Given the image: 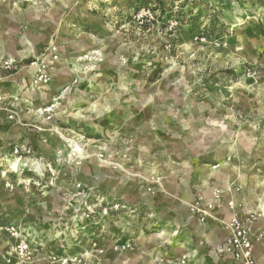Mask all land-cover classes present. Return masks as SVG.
Here are the masks:
<instances>
[{"label": "rangeland", "instance_id": "obj_1", "mask_svg": "<svg viewBox=\"0 0 264 264\" xmlns=\"http://www.w3.org/2000/svg\"><path fill=\"white\" fill-rule=\"evenodd\" d=\"M153 2L0 0V43L5 52L11 48L2 60L42 56L54 68L56 53L66 70L47 89L55 96H36L30 84L32 115H21L30 126L6 121L9 129L27 130L12 140L22 145L23 161L9 156L0 134V264L17 261L18 240L30 248L28 264H95L96 253L83 256L93 240L108 246L101 237L152 238L143 201L157 198L146 191L143 178L151 177L125 160L131 146L143 155L154 144L166 146L181 162L197 158L202 169L238 176L234 212L264 215V0H199L181 28L174 19L155 22ZM177 4L175 12L186 11ZM213 10L225 35L207 39L201 31ZM228 68L236 77L221 72ZM208 75L222 79L207 84ZM47 106L49 113H39ZM71 141L81 145L80 158L68 156ZM125 193L142 201L134 205L138 198L127 201ZM105 206L112 208L100 216ZM88 207L94 213L86 217ZM254 231L264 241L263 226ZM134 249L104 259L133 264Z\"/></svg>", "mask_w": 264, "mask_h": 264}, {"label": "crops", "instance_id": "obj_2", "mask_svg": "<svg viewBox=\"0 0 264 264\" xmlns=\"http://www.w3.org/2000/svg\"><path fill=\"white\" fill-rule=\"evenodd\" d=\"M10 49L5 52L4 46L0 43V54L8 53ZM1 82L5 83V87L1 85ZM1 82V94L16 95L20 98L19 106L23 118L26 119V115H32L26 102V98L30 96L28 93L30 68H26L25 72L16 77H4ZM32 91L36 96L39 95V92L42 93L40 88H33ZM17 132L23 137L27 135V130L24 127L17 126L9 129L4 115L0 113V134L6 137V145H9L10 149L15 145L22 146L12 142ZM166 148L168 147L162 148L154 144L148 147L147 154L143 155L137 147L131 146L128 147L129 150H126V156H124L128 164L137 168L136 171L140 170L138 168L141 166L146 175L152 178L158 177L160 180V185L155 186L152 195L157 198V201L154 203L148 202L147 199L146 202L143 201L146 205L144 212L153 219V221L150 220V225L154 228L153 236H151L152 238H143L138 235L133 238L132 244L136 246L134 250L137 251L133 252L132 263L180 264L179 262L183 260V264H236L227 253L221 250L225 233L218 223L211 219L205 223H200L183 203L192 202L197 196L209 201L212 193L219 190L221 192L220 198L215 202L212 212L217 218L229 220L241 200L240 194L243 184L241 178L236 175L228 178V175L222 173L216 166L202 169L197 158H190V161L181 162L172 157L170 148ZM196 151L198 153V150ZM107 154L106 157H111L110 154ZM112 188L115 189V187ZM120 197H125V200L129 198V201L138 200L133 202L134 205L136 203L139 205L142 201L136 194L130 197L125 193ZM136 198L138 199L136 200ZM231 205L234 206V210L231 209ZM249 212V210L242 208L241 215H247ZM258 226L264 228V215L254 223L253 229ZM104 229L108 230L109 226L102 228L95 237H101ZM92 231L95 230L90 228V234H93ZM105 236L101 239L107 240L108 244L121 240L120 237L109 239ZM124 237L125 234L121 241L127 240ZM144 247H148V250ZM150 247L151 252L149 251ZM253 253L256 264H264L263 240L253 243Z\"/></svg>", "mask_w": 264, "mask_h": 264}, {"label": "built area", "instance_id": "obj_3", "mask_svg": "<svg viewBox=\"0 0 264 264\" xmlns=\"http://www.w3.org/2000/svg\"><path fill=\"white\" fill-rule=\"evenodd\" d=\"M56 59L57 54L54 53L51 61ZM51 64V62H48L42 56L33 57L27 60L7 58L2 60L0 63V74L14 76L18 74L23 67L30 68V84L35 88L38 86L47 85V83L51 80V70L53 68ZM19 102L20 98L16 95L6 96L0 93V113L4 115V118L8 123L19 124L24 127H28L30 125L22 120V111L19 106ZM52 107L53 106H47L46 108H42L39 113H49L52 110ZM69 145L70 154H68V156L70 158H80L82 152L80 151L82 149L81 145H78L72 141L69 143ZM9 156L13 158V160L23 161L21 147L18 145L13 146L9 151ZM11 171H16V169H12ZM143 180L146 182L147 192H153L155 190V186L160 185V180L158 177L143 178ZM6 185L9 186V183H6ZM77 187H79L78 184ZM220 194L221 192L219 190H215L212 193L211 199L209 201L204 200L201 196H197L192 202H184V205L200 223H205L209 219L218 223L220 228L225 233L221 250L227 253L236 264H256V259L253 253V243L258 239V236L253 229V225L257 221L259 215L256 213L241 215L233 211L229 220H223L221 218L215 217L212 210L214 208L215 202L219 200ZM119 206L121 205L117 203L113 204V207L115 208ZM230 207L232 210H234L233 205ZM108 208L110 209L112 206L102 207L98 214L100 216L106 215ZM92 213H94V210H92L91 207H88V213L86 214V217H89ZM6 232H8L9 238L17 240V233L12 227H6ZM261 236L262 235L259 234V237ZM131 247L132 243L130 240L115 241L110 243L108 246L105 245V243H100L97 240H93L91 242L90 251L84 253L83 256L84 259H86V257H91L93 253H96V257L94 258L95 264H117L116 261H106L104 259V255H106L107 252L119 255L131 249ZM12 249L17 257V261L14 264H28L27 260L30 257V248L25 240L16 241ZM78 262L80 263L81 260H78ZM179 263L183 264L184 261L181 260Z\"/></svg>", "mask_w": 264, "mask_h": 264}, {"label": "trees", "instance_id": "obj_4", "mask_svg": "<svg viewBox=\"0 0 264 264\" xmlns=\"http://www.w3.org/2000/svg\"><path fill=\"white\" fill-rule=\"evenodd\" d=\"M174 2H179L177 6L180 8H186V11L175 12L172 8ZM198 3H200L199 0H154L152 6H148V10L153 16L155 22L160 23L163 20L168 21L174 19L178 27L181 28L184 25H189V21L193 18V7L196 6ZM136 9H138V7ZM189 28L191 29L192 25H190ZM202 29V35L207 39H217L225 35V26L224 23L219 20V12L213 10L212 14L207 17V23H204ZM221 72L236 77V74L234 73L233 69L228 68L221 70ZM221 79L222 78H220V76L208 75L204 79V82L207 84L214 85L217 82L219 83Z\"/></svg>", "mask_w": 264, "mask_h": 264}, {"label": "bare ground", "instance_id": "obj_5", "mask_svg": "<svg viewBox=\"0 0 264 264\" xmlns=\"http://www.w3.org/2000/svg\"><path fill=\"white\" fill-rule=\"evenodd\" d=\"M16 50V49H15ZM7 54V53H6ZM5 54V55H6ZM11 54V53H10ZM26 54V53H25ZM4 55V54H3ZM3 55L2 54H0V60L2 59V57H3ZM7 56H9L8 54H7ZM17 56V55H16ZM18 57V56H17ZM57 58H58V55H57ZM57 60V59H56ZM87 60V59H86ZM54 63V68L51 70V76H53L54 78H53V80H51V81H49L48 83H47V85H48V87H46L45 85H42V86H38V88H40L43 92H45L46 93V97L47 98H49V97H52V96H55V94H54V90L52 89V90H47L49 87H51L53 84L55 85V82H54V79H56V80H59V78L62 76L61 74H64V71H66L65 69H60L61 68V66L63 65V60H60V61H57V62H55V60L53 61ZM88 69V71H90V70H92L93 68L92 67H88L87 68ZM85 73V72H84ZM2 79L3 78H0V82L2 81ZM52 82V83H51ZM57 82V81H56ZM1 85L3 86V87H5V83H3V82H1ZM30 86V85H29ZM52 88V87H51ZM80 151H82V149L80 150ZM13 169V168H12ZM115 191V190H114ZM99 224V223H98ZM100 225V224H99Z\"/></svg>", "mask_w": 264, "mask_h": 264}]
</instances>
